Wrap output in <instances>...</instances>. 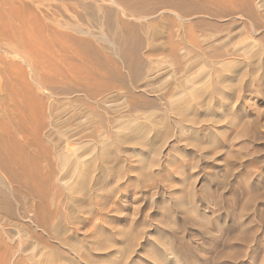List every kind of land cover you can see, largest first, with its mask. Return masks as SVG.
<instances>
[{"label": "bare ground", "instance_id": "1", "mask_svg": "<svg viewBox=\"0 0 264 264\" xmlns=\"http://www.w3.org/2000/svg\"><path fill=\"white\" fill-rule=\"evenodd\" d=\"M65 5L67 22L15 25L0 7V264H195L175 231L208 227L196 199L219 207L225 188L242 259L231 243H255L244 217L264 205V0ZM132 192L170 207L149 237L114 217Z\"/></svg>", "mask_w": 264, "mask_h": 264}, {"label": "rangeland", "instance_id": "2", "mask_svg": "<svg viewBox=\"0 0 264 264\" xmlns=\"http://www.w3.org/2000/svg\"><path fill=\"white\" fill-rule=\"evenodd\" d=\"M2 3H1V13L2 14H4L5 12H7L8 13V11H10L9 13H10V15H7L6 13H5V16L4 15H2L1 14V16H3V17H5V19L6 18H8V17H10L9 19L13 22V19L15 20L13 23H14V25L16 24L15 22H16V19H20L23 15H25L24 17H26V16H28V18L30 17V18H33V14L36 12V16L35 17H41L42 15L44 16V15H46V16H48V15H50V17L51 16H53L54 15V19L55 18H57L58 19V21L59 20H62V21H68L69 20V18L72 16L71 15V13L67 10V8H66V5L65 4H68V6H70V4L72 5L73 4V2H74V0H11V1H8V2H14V3H16V4H13V2L11 3V4H13V5H11V4H9L8 3V5L12 8L13 6H14V8H12V11L9 9V6L7 5V7H6V4H7V0L5 1V0H0ZM16 1H19V2H16ZM37 1V2H36ZM72 1V2H71ZM4 2H6V4H5V6H3L2 4L4 3ZM29 2V3H28ZM25 3H27L26 5H25ZM38 5V6H40L41 5V7L40 8H36V4ZM32 4V5H31ZM16 5V6H15ZM31 5V6H30ZM64 5H65V7H64ZM67 6V7H68ZM5 7V8H4ZM17 7H18V9H17ZM20 7V8H19ZM32 7V8H31ZM64 7V8H63ZM8 8V9H7ZM27 8H29V10L27 9ZM42 8V9H41ZM16 9H17V11H19V12H16ZM27 9V10H26ZM33 9V10H32ZM39 9L41 10V13H39ZM65 9V11L67 12V13H65V11H63ZM6 10H8V11H6ZM14 10H15V12H14ZM30 10H32L31 12H30ZM34 11V12H33ZM13 12V13H12ZM21 12V14L20 15H22V16H20L19 15V13ZM33 12V13H32ZM38 12V13H37ZM45 12V13H44ZM64 12V13H63ZM30 13H32V16H31V14ZM68 13H70V14H68ZM28 14V15H27ZM29 14H30V16H29ZM65 14V15H64ZM67 14V15H66ZM12 15H14V17L16 16V19L12 16ZM41 15V16H40ZM70 15V16H69ZM0 16V17H1ZM11 16H12V18H11ZM18 16V17H17ZM2 17V18H3ZM24 17H22L23 19H24ZM27 17L25 18V19H28ZM64 18H65V20H64ZM18 19V20H19ZM56 19V20H57ZM68 19V20H67ZM1 21L0 22H2V19H0ZM18 20H17V24H18ZM4 23V22H3ZM2 23V24H3ZM0 26H4V25H1V23H0ZM93 40H95L94 38H92ZM100 43V44H102V42L101 41H97V43ZM103 44H105L104 42H103ZM245 101L246 99H245V96L241 99V102L243 103V101ZM264 105V102H261V105ZM263 119H264V115H263ZM264 131V130H263ZM240 142L241 141H236V146H238V145H240ZM251 149H252V147H251ZM249 152H251V150L249 149ZM263 157H264V154H263ZM226 169V168H225ZM191 171V170H190ZM189 171V169H187V171H186V173H185V176H191L192 174L191 173H193L192 171H191V173H189L190 172ZM187 172L189 173V175L187 174ZM223 173H225L224 171L221 173L222 174V176H223ZM194 174V173H193ZM225 175H227V172H226V174ZM221 192H223V194L221 193ZM220 192V194H221V200H220V205H219V207H214V206H212L211 205V207H210V205L209 206H206V204L207 203H205V206H203L201 203H200V199L197 197V199H196V203H198V204H196V208H197V210L196 211H198V213L202 216H204V217H206V216H208L207 218H205V224H208V227H207V225H203V228L201 227L202 225L201 224H203V222L201 223L200 221H197L198 219H196V221H197V225H196V221H195V224H194V226H190V227H188V229L184 232V230H183V228L180 226V224H179V227L177 228V230L175 231L176 232V234H177V238H176V242H175V244L178 246V245H181V246H183V247H185V252H186V254L189 256L190 255V257H192V259L194 260V262L196 261V259L198 260L195 264H204V262L205 261H207V260H209V261H212L213 262V260L212 259H214V258H217V256L216 255H218L216 252L219 250V249H221L222 248V246H223V249L222 250H226V251H224V253H225V255H222V257H221V262H219L218 264H258V263H263L264 264V254H262L263 252H264V245L262 246V244H264V239L262 238H260L261 237V235H262V237H264V205L262 204L263 202H261V200L259 201V198L255 201V204H256V206L255 207H250L248 210L249 211H247V215H245V217H244V221H245V224H246V228H252V229H257L258 230V232H257V230H256V233H259L258 235H255V236H257V237H255V240L259 243H257L255 240V243L253 242V240L250 242V243H252V244H243L242 245V242L241 241H235V243L234 242H232L231 244H233V247H235L236 249H239V247L241 248L242 247V250L244 251V252H242V253H244V256H243V254L240 256V257H242V259L241 258H239V257H236L235 256V254L233 253V255L235 256H233L232 257V253L230 252V250H229V243H227V239L226 238H228L227 237V233L226 232H223V233H221V231H220V224H222V225H224L225 227V229L226 228H229L230 226H233V224H234V217H235V214L237 215V211L238 210H240V208L239 207H232L233 205H232V203H234V201H235V195H236V192H234V191H231V190H228L227 188H225V190H223V191H221ZM133 194V192L132 193H129L128 195H126L125 196V198L123 199V201H124V203H122V208L121 207H118L120 210H119V213H117V216L115 215V213L114 214H111L112 216H114V217H116L117 219H119V220H122L123 218H126V217H130V218H137V216H138V218L137 219H145L146 218V220H145V222L144 223H146V224H148V225H146V226H148V228L146 227L145 228V231H146V229H147V231L145 232L146 234L145 235H148V237H149V232L154 228V227H156V226H159L158 224H161L160 222L158 223V219H157V217L158 218H160V217H163L164 218V214L165 213H167L165 210H166V208L168 209V211H169V208L168 207H163V208H161V207H152V208H150V207H133V205H132V202H133V199H131V195ZM232 195H234V196H232ZM241 197H245V195H241ZM231 198H233V199H231ZM96 200V199H95ZM127 201H129V202H127ZM259 201V202H258ZM128 203V204H127ZM200 203V204H199ZM127 206H126V205ZM148 204V202H144L143 203V206H146ZM201 206V207H200ZM125 209V210H124ZM165 209V210H164ZM209 210V211H208ZM253 210V211H252ZM120 211H123V212H120ZM251 211V212H250ZM250 212V213H249ZM129 213H130V216H129ZM197 213V214H198ZM201 213H203V214H201ZM222 213V214H221ZM120 214H121V216H120ZM159 214L160 215H162V216H159ZM217 214V215H216ZM220 214V215H219ZM249 214V215H248ZM199 215V216H200ZM119 216V217H118ZM166 219V218H165ZM157 220V221H156ZM167 220V219H166ZM208 220V221H207ZM68 221H69V219H68ZM175 221H177V223H181L180 222V220L178 219L177 220V218L175 219ZM70 222V221H69ZM99 222V224H103V222L102 221H98ZM198 222H200V223H198ZM208 222V223H207ZM217 222V223H216ZM71 227L69 228L70 230H73V231H70L69 232V235L70 236H72V234H75L76 233V235H79V236H86V234H83L84 233V231H78L77 229H75V227L73 226L72 227V225H70ZM161 226V225H160ZM163 226V225H162ZM248 226V227H247ZM258 227H259V229H260V231H259V229H258ZM212 228V229H211ZM74 230H75V232H74ZM220 231V232H219ZM81 232H83V233H81ZM148 232V233H147ZM261 232H263L262 234H261ZM78 233V234H77ZM224 234H226V235H224ZM75 235V236H76ZM74 236V235H73ZM220 236H222L223 237V239H221L222 237H220ZM226 236V237H225ZM147 236H146V238H148ZM258 237H259V240H258ZM179 238V239H178ZM225 238V239H224ZM218 239V240H217ZM260 239H261V241H260ZM219 240H220V242H219ZM224 240H226L225 242H224ZM263 240V241H262ZM218 241V242H217ZM229 241V240H228ZM215 242H216V245H217V243H218V245L216 246L215 245ZM262 242V243H261ZM220 243V244H219ZM240 243V244H239ZM183 244V245H182ZM188 244V245H187ZM222 244V245H221ZM239 246H238V245ZM258 245V246H257ZM216 246V247H215ZM221 246V247H220ZM238 246V247H237ZM261 246V247H260ZM189 247V248H188ZM217 247H219V248H217ZM254 247H256V248H254ZM188 248V249H187ZM192 251H190V250ZM259 249V250H258ZM217 250V251H216ZM263 250V251H262ZM256 251V252H255ZM258 251H259V253H258ZM190 252V253H189ZM230 254H229V253ZM189 253V254H188ZM219 253V252H218ZM258 253V254H257ZM193 254V255H192ZM262 254V255H261ZM255 255H256V258H255ZM215 256V257H214ZM254 256V257H253ZM109 257V259L110 258H112V256H108ZM207 257V258H206ZM220 257V256H219ZM218 257V258H219ZM263 257V258H262ZM196 258V259H195ZM236 258V259H235ZM239 258V259H238ZM247 258V259H246ZM255 258V259H254ZM261 258V262L259 261V259ZM200 259V260H199ZM258 259V260H257ZM219 261H220V259H218ZM217 260V261H218ZM224 260V261H223ZM223 261V262H222ZM257 261V262H256ZM263 261V262H262ZM166 263L167 264H173V263H171V261L168 259V260H166ZM148 264H150V263H148ZM154 264V263H153ZM159 264H161V263H159ZM163 264H164V262H163Z\"/></svg>", "mask_w": 264, "mask_h": 264}]
</instances>
